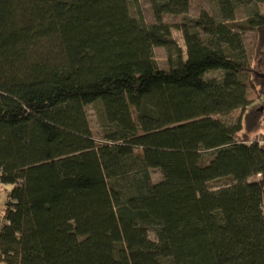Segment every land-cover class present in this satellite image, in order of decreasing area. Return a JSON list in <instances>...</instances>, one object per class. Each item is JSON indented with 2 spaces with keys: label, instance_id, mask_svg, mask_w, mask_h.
<instances>
[{
  "label": "trees",
  "instance_id": "obj_1",
  "mask_svg": "<svg viewBox=\"0 0 264 264\" xmlns=\"http://www.w3.org/2000/svg\"><path fill=\"white\" fill-rule=\"evenodd\" d=\"M136 2L0 0V263L264 264V149L250 143L264 101L247 96L264 94V15L234 23L238 4L264 0H215L218 20L180 24L185 59L162 16L188 0H151V24ZM235 110L234 125L213 118Z\"/></svg>",
  "mask_w": 264,
  "mask_h": 264
},
{
  "label": "rangeland",
  "instance_id": "obj_2",
  "mask_svg": "<svg viewBox=\"0 0 264 264\" xmlns=\"http://www.w3.org/2000/svg\"><path fill=\"white\" fill-rule=\"evenodd\" d=\"M189 9L187 13L185 14H179V15H163V21L166 24H169L171 29V37L173 40H175L177 46L181 49L182 52V58H186V48H185V41L183 40V35L181 30L178 28L180 24L182 23H190L192 20H198L200 18V14L202 12H206L208 15L215 19H219L218 11H217V3H215V0H188ZM131 14L134 17L138 16V12L141 14L142 18H144L146 23H153V10L151 6V0H137L136 5L131 6ZM259 13L260 15H264V3L261 4H244L240 3L237 5V8L235 10V21L234 23L237 25H244L252 16L254 13ZM243 39H244V49L246 50V56L248 60H251L253 57V46L256 41V36L253 31H246L243 33ZM154 53V61L156 65L162 70H169L172 63L175 61V57H169L168 53L165 51L164 48L156 47L153 49ZM221 76L219 71L216 72H208L206 73V78L213 79ZM247 96L249 101H251L252 105L255 104L258 100V96L254 95V92H252L250 89L247 91ZM102 106L101 103L95 102L93 104H89L85 108V114L87 115L88 125L91 128V131L93 133L94 138L97 140L100 139L101 136V122H102ZM241 115L240 110H235L230 113V115L227 116H214L215 119H220L223 121L226 125L231 126L234 125L238 120V118ZM212 157L208 154L203 156L201 164L206 165L208 164V161H210ZM150 177L151 180L154 183L160 182L162 179V175L160 171L157 169H150ZM259 179L258 176L249 178L250 182L257 181ZM233 180L231 178H221L217 181H212L209 183V189L211 190H219L223 187L231 186L233 185ZM12 188V185H2L0 183V220L3 215V210L5 208L6 198L9 194L10 190ZM149 238L151 240H154V234L150 233ZM0 264H5L1 262Z\"/></svg>",
  "mask_w": 264,
  "mask_h": 264
},
{
  "label": "built area",
  "instance_id": "obj_3",
  "mask_svg": "<svg viewBox=\"0 0 264 264\" xmlns=\"http://www.w3.org/2000/svg\"><path fill=\"white\" fill-rule=\"evenodd\" d=\"M264 101V94L260 95L256 103H261ZM251 144L257 143L260 147L264 149V133L255 136V138L250 142Z\"/></svg>",
  "mask_w": 264,
  "mask_h": 264
}]
</instances>
